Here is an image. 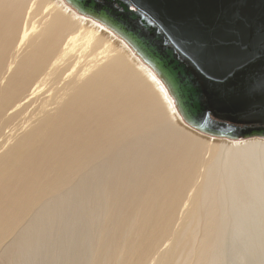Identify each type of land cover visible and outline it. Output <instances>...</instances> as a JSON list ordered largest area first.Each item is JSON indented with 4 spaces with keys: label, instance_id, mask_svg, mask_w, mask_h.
I'll list each match as a JSON object with an SVG mask.
<instances>
[{
    "label": "bare ground",
    "instance_id": "1",
    "mask_svg": "<svg viewBox=\"0 0 264 264\" xmlns=\"http://www.w3.org/2000/svg\"><path fill=\"white\" fill-rule=\"evenodd\" d=\"M251 217L264 139L190 129L129 46L63 0H0V264H222Z\"/></svg>",
    "mask_w": 264,
    "mask_h": 264
},
{
    "label": "water",
    "instance_id": "2",
    "mask_svg": "<svg viewBox=\"0 0 264 264\" xmlns=\"http://www.w3.org/2000/svg\"><path fill=\"white\" fill-rule=\"evenodd\" d=\"M63 1L129 46L190 129L216 139H264V0ZM203 41L242 49L247 66L231 80L211 76L196 54Z\"/></svg>",
    "mask_w": 264,
    "mask_h": 264
},
{
    "label": "rangeland",
    "instance_id": "3",
    "mask_svg": "<svg viewBox=\"0 0 264 264\" xmlns=\"http://www.w3.org/2000/svg\"><path fill=\"white\" fill-rule=\"evenodd\" d=\"M233 225L227 231L225 248L222 252V264H257L253 260L254 252L251 256H247L246 250L249 244L250 250L254 248L264 250V246L258 245L264 235V223H259L256 218L251 217L246 219L245 223H240L239 227ZM242 227L244 228L240 229ZM258 235H262V237L260 238Z\"/></svg>",
    "mask_w": 264,
    "mask_h": 264
},
{
    "label": "snow or ice",
    "instance_id": "4",
    "mask_svg": "<svg viewBox=\"0 0 264 264\" xmlns=\"http://www.w3.org/2000/svg\"><path fill=\"white\" fill-rule=\"evenodd\" d=\"M203 45L197 47L196 54L205 72L213 77L219 74L225 80H231L247 66L248 58L240 48L230 50L221 42H217L215 47L208 41H203Z\"/></svg>",
    "mask_w": 264,
    "mask_h": 264
}]
</instances>
